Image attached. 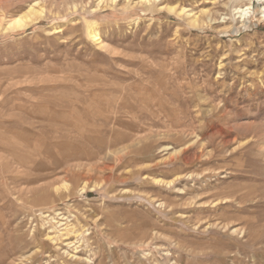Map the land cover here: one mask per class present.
Wrapping results in <instances>:
<instances>
[{"label": "rangeland", "instance_id": "1", "mask_svg": "<svg viewBox=\"0 0 264 264\" xmlns=\"http://www.w3.org/2000/svg\"><path fill=\"white\" fill-rule=\"evenodd\" d=\"M263 15L0 0V264H264Z\"/></svg>", "mask_w": 264, "mask_h": 264}, {"label": "bare ground", "instance_id": "2", "mask_svg": "<svg viewBox=\"0 0 264 264\" xmlns=\"http://www.w3.org/2000/svg\"><path fill=\"white\" fill-rule=\"evenodd\" d=\"M101 1V0H100ZM114 1V0H113ZM147 1H150V0H147ZM157 1V0H156ZM252 1V0H250ZM260 1H264V0H260ZM148 3V2H147ZM146 3V4H147ZM261 3V2H260ZM247 5V4H246ZM153 6V5H152ZM40 3L39 1H34L33 3H31L28 8L26 9V11H24L23 13H20L19 15L15 16V17H12V18H9L7 19V21L5 22L4 24V30L7 31V30H20V29H24L26 28L31 21L34 20V18L39 15V14H43L44 13V10L42 8H40ZM150 7V6H149ZM172 10L175 9V7H170ZM251 2L250 4H248L245 7H236L234 9L235 13L239 15L240 19H242V21L244 22L245 19H246V15L248 16V14H250L251 12ZM184 11V10H182ZM181 11V12H182ZM180 12V13H181ZM190 13V12H189ZM193 14V13H192ZM206 15V14H205ZM249 17V16H248ZM247 17V18H248ZM264 17V15L262 16ZM192 21L197 24L200 22V16L199 15H196V14H193L192 16ZM0 29H1V23H0ZM91 37L92 39H94L95 42H101V36H99V33L95 30L91 31ZM102 43V42H101ZM212 139V138H211ZM73 227V226H72ZM71 228V227H70ZM69 228V229H70ZM68 229V231H69ZM67 231V230H66ZM70 232V231H69ZM52 238V237H51Z\"/></svg>", "mask_w": 264, "mask_h": 264}]
</instances>
